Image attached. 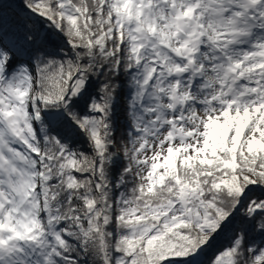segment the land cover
<instances>
[{
  "label": "snow or ice",
  "instance_id": "snow-or-ice-1",
  "mask_svg": "<svg viewBox=\"0 0 264 264\" xmlns=\"http://www.w3.org/2000/svg\"><path fill=\"white\" fill-rule=\"evenodd\" d=\"M0 264H264V0H0Z\"/></svg>",
  "mask_w": 264,
  "mask_h": 264
}]
</instances>
